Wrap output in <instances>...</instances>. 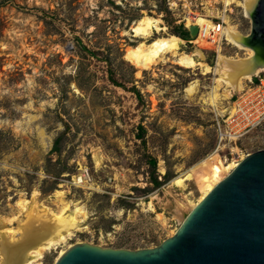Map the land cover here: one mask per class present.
Listing matches in <instances>:
<instances>
[{
	"label": "rangeland",
	"instance_id": "rangeland-1",
	"mask_svg": "<svg viewBox=\"0 0 264 264\" xmlns=\"http://www.w3.org/2000/svg\"><path fill=\"white\" fill-rule=\"evenodd\" d=\"M201 2L209 15L224 0ZM227 7L225 16L246 36L249 17L234 2ZM170 11L165 0H0V215L22 220L15 202L33 190L54 211L56 190L71 209L78 203L86 211L66 245L46 252L42 264H53L61 248L75 243L157 246L179 226V202L196 201L215 167L264 149V127L218 147L216 122L233 99L221 98L215 107L202 100L214 73L181 67L167 54L137 75L124 58L141 41L131 27L145 14L166 28L151 38L178 36L175 27L187 22L177 23ZM181 39L180 51L198 46ZM200 48L212 67L218 48L246 55L230 43ZM195 80L197 92L189 96ZM146 154L156 158L158 187ZM82 173L88 183L76 180Z\"/></svg>",
	"mask_w": 264,
	"mask_h": 264
},
{
	"label": "water",
	"instance_id": "water-1",
	"mask_svg": "<svg viewBox=\"0 0 264 264\" xmlns=\"http://www.w3.org/2000/svg\"><path fill=\"white\" fill-rule=\"evenodd\" d=\"M243 45L264 60V0H257ZM187 39L198 28L185 25ZM254 76V75H252ZM53 264H264V149L245 155L184 216L175 232L151 248L75 243Z\"/></svg>",
	"mask_w": 264,
	"mask_h": 264
},
{
	"label": "bare ground",
	"instance_id": "bare-ground-1",
	"mask_svg": "<svg viewBox=\"0 0 264 264\" xmlns=\"http://www.w3.org/2000/svg\"><path fill=\"white\" fill-rule=\"evenodd\" d=\"M233 2L241 6L245 16L249 17L256 6L257 0H224L225 5ZM161 20L145 14L136 20L131 27L134 32L133 36L139 37L141 41L136 46H128L125 49L124 58L138 68L137 75L142 70L151 69L159 60L168 58L166 55L169 54L181 67L198 68L202 74H215V84L207 94V97L202 99L215 107L219 99L228 98L232 93L242 90L244 80H249L252 75L264 70V60L253 62L255 58H260V55L255 49L243 45L246 36L240 33L226 16L223 17L225 25L222 31L228 43L238 49L245 50L246 55L244 57L228 56L223 54L218 48L213 67L204 62V54L200 46L202 44L205 45L206 42L200 37V39L197 38L198 46L191 53L180 51V45L183 40L174 34L158 35L155 38H151L154 31L160 33L166 29L160 24ZM195 21L196 24L188 19L187 25H196L199 29V26L208 23L207 20L199 15L195 17ZM197 86V80L189 83L186 93L189 96L194 95L197 92ZM219 88H223V95L218 93ZM236 164L237 162L235 161L220 163L213 169L209 177L204 178L206 184L202 186L201 194L196 201L185 197L184 201L179 202L177 217L180 223L184 216ZM53 195L58 202L57 211L40 201L38 199V191L33 190L29 198L20 197L15 202L19 213L23 215L22 220H19V215L16 214H10V216L0 215V264H42L41 259L46 252L66 245L76 229L79 218H84L86 211L78 203H74L72 205L74 207L71 209L69 202L64 200V192L62 190H56ZM149 206L151 207V204ZM158 217L160 216L158 215ZM69 246L71 245L69 244L67 247ZM65 250L61 248L55 260Z\"/></svg>",
	"mask_w": 264,
	"mask_h": 264
},
{
	"label": "built area",
	"instance_id": "built-area-1",
	"mask_svg": "<svg viewBox=\"0 0 264 264\" xmlns=\"http://www.w3.org/2000/svg\"><path fill=\"white\" fill-rule=\"evenodd\" d=\"M180 1L165 0L174 16L180 17L176 20L177 23H185L188 19L195 23V17L198 15L208 22L199 26V32L197 31L194 39L184 41L188 44L198 45L197 38L200 37L213 46H220L222 42L228 44L222 29L225 25L223 20L225 13L227 10H232L231 7H227L231 6V3L227 5L222 3V10L216 14L210 12L209 15H204L200 10L201 7H199L202 5V0H182V6H180ZM218 16L220 19H217ZM230 97L233 99L230 109L216 122L218 147L226 144L236 145L238 141L250 133L264 127V70L252 76L242 90L232 93ZM77 181L88 183L90 177L88 173H82Z\"/></svg>",
	"mask_w": 264,
	"mask_h": 264
},
{
	"label": "trees",
	"instance_id": "trees-1",
	"mask_svg": "<svg viewBox=\"0 0 264 264\" xmlns=\"http://www.w3.org/2000/svg\"><path fill=\"white\" fill-rule=\"evenodd\" d=\"M175 29H176V31L175 30L174 31L176 32V34L178 36H180L183 39H187V32L182 29L181 25L175 27ZM133 90L136 93H138V90L136 88H133ZM138 128L140 130V133L138 134V136H139V138L143 139V130L144 129H143L142 125H139ZM142 142L144 143V139L142 140ZM145 157H146L145 162H146V164L148 166V170L150 172L149 179L153 183L154 187H158L162 184V181L158 180V178H157V174H156V162L157 161H156V158L149 155V154H146ZM164 176H165V178H168V176L166 174Z\"/></svg>",
	"mask_w": 264,
	"mask_h": 264
}]
</instances>
